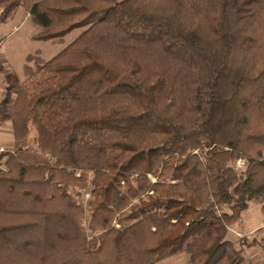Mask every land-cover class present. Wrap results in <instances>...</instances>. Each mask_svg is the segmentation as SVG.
<instances>
[{"label":"trees","instance_id":"trees-1","mask_svg":"<svg viewBox=\"0 0 264 264\" xmlns=\"http://www.w3.org/2000/svg\"><path fill=\"white\" fill-rule=\"evenodd\" d=\"M19 7L41 39L83 31L24 81L0 69V264H249L229 231L264 213V0Z\"/></svg>","mask_w":264,"mask_h":264},{"label":"rangeland","instance_id":"rangeland-1","mask_svg":"<svg viewBox=\"0 0 264 264\" xmlns=\"http://www.w3.org/2000/svg\"><path fill=\"white\" fill-rule=\"evenodd\" d=\"M41 27L33 22L28 12L22 7L16 8L10 15L5 16L0 8V69L15 73L21 81L31 76L38 66H41L56 56L70 43H72L83 30L77 29L71 33L50 40L38 37ZM1 71V70H0ZM4 81V73L0 72V84ZM35 131L30 134V142L33 144ZM11 144L5 139L0 140V155L11 149ZM245 168V167H244ZM243 168V169H244ZM242 170V169H237ZM155 181L154 178H152ZM92 186L89 184L85 190L71 188L70 191L84 206V220L87 225L89 219L88 204L91 199ZM90 195V197H87ZM247 213L252 215L253 222H259L262 213V202L258 200L250 203ZM239 224V223H238ZM236 224V225H238ZM235 226V225H234ZM232 226L230 229L234 228ZM239 229V228H238ZM262 236L264 235V229ZM240 231V230H239ZM238 231V232H239ZM231 233V231H229ZM229 237L241 247L240 241L244 239L247 245L244 248L246 260L249 264H264V239L258 240L252 236L244 235L241 231L236 236ZM256 240V241H254ZM245 242V243H246ZM191 258L187 252L179 253L156 264H190Z\"/></svg>","mask_w":264,"mask_h":264},{"label":"crops","instance_id":"crops-1","mask_svg":"<svg viewBox=\"0 0 264 264\" xmlns=\"http://www.w3.org/2000/svg\"><path fill=\"white\" fill-rule=\"evenodd\" d=\"M5 139L9 142V144H11L12 147L14 144V134L12 131V125L9 122L0 123V140H5ZM249 208L250 205L247 208V210ZM247 210L243 213L242 221L238 225H235L234 228L230 229L231 233L230 232L229 233L232 236H236L235 234L237 233L239 234V232L241 231L244 235H248V236L251 235L252 238L258 240L259 242L262 238L264 239V235L262 236V231L260 230L261 226L264 224L263 210L261 213L262 217L260 218L259 222H253L252 215L248 214Z\"/></svg>","mask_w":264,"mask_h":264},{"label":"built area","instance_id":"built-area-1","mask_svg":"<svg viewBox=\"0 0 264 264\" xmlns=\"http://www.w3.org/2000/svg\"><path fill=\"white\" fill-rule=\"evenodd\" d=\"M236 169H243L246 166V162L243 159H240L236 161L233 165ZM87 197H90V195H87ZM261 229H264V224L261 226ZM240 237L242 236L241 234H238ZM244 236V235H243ZM242 236V237H243Z\"/></svg>","mask_w":264,"mask_h":264}]
</instances>
